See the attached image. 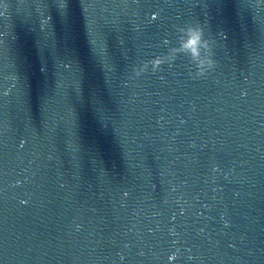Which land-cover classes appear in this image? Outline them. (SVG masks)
<instances>
[{"label": "water", "instance_id": "obj_1", "mask_svg": "<svg viewBox=\"0 0 264 264\" xmlns=\"http://www.w3.org/2000/svg\"><path fill=\"white\" fill-rule=\"evenodd\" d=\"M0 264H264V0H0Z\"/></svg>", "mask_w": 264, "mask_h": 264}, {"label": "clouds", "instance_id": "obj_2", "mask_svg": "<svg viewBox=\"0 0 264 264\" xmlns=\"http://www.w3.org/2000/svg\"><path fill=\"white\" fill-rule=\"evenodd\" d=\"M192 28H193V27H190L189 30H188V32H187V39H186V40L188 41V43H189V41L191 40V38H190V36H189V32L192 30ZM200 35L203 37V32H202L201 29H200ZM187 45H188V44H187ZM208 63H209V65H211V64L213 63V61H212L211 58H209Z\"/></svg>", "mask_w": 264, "mask_h": 264}, {"label": "snow or ice", "instance_id": "obj_3", "mask_svg": "<svg viewBox=\"0 0 264 264\" xmlns=\"http://www.w3.org/2000/svg\"><path fill=\"white\" fill-rule=\"evenodd\" d=\"M196 43H197V38L195 36H193V38L189 41L187 47H190L193 50H195Z\"/></svg>", "mask_w": 264, "mask_h": 264}]
</instances>
